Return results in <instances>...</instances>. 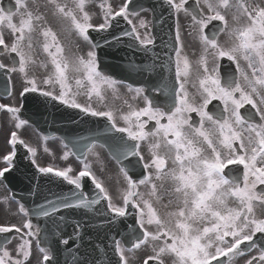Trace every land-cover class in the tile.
<instances>
[{
    "label": "snow or ice",
    "instance_id": "6c2138e0",
    "mask_svg": "<svg viewBox=\"0 0 264 264\" xmlns=\"http://www.w3.org/2000/svg\"><path fill=\"white\" fill-rule=\"evenodd\" d=\"M125 49L141 86L101 67ZM0 57V185L19 174L31 198L0 201L19 218L0 223V264H60L54 241L71 264H264V0H0ZM49 101L102 119L104 140H61L65 164L41 166L25 113Z\"/></svg>",
    "mask_w": 264,
    "mask_h": 264
},
{
    "label": "flooded vegetation",
    "instance_id": "af4514ba",
    "mask_svg": "<svg viewBox=\"0 0 264 264\" xmlns=\"http://www.w3.org/2000/svg\"><path fill=\"white\" fill-rule=\"evenodd\" d=\"M49 149L51 150V152L55 153L56 158L54 159L53 156H51V155H49L47 153L43 154L40 151V149H38V159L40 160L41 164H56L58 166H63L65 164V162L59 160V152L57 151V149L56 148H49ZM69 162L71 163L70 158H69ZM1 197H2V193H0V201H3ZM6 207H7L6 205H4L3 203H0V210L5 209ZM13 210H14V207H13ZM2 218H6L7 220L12 219L13 222H16V220H18V217L17 218H11L7 214L0 215V222L3 221ZM136 258H138V254H137V257L134 258V261H135ZM242 259L243 258L237 257L236 261H240L241 264H242ZM234 264H235V261H234Z\"/></svg>",
    "mask_w": 264,
    "mask_h": 264
},
{
    "label": "rangeland",
    "instance_id": "374dc122",
    "mask_svg": "<svg viewBox=\"0 0 264 264\" xmlns=\"http://www.w3.org/2000/svg\"><path fill=\"white\" fill-rule=\"evenodd\" d=\"M2 135V137H4V135L3 134H0V136ZM56 142V141H55ZM55 142H53V144L55 143ZM53 144H47V146H49V145H53ZM56 145H57V147H59V148H61V146L59 145V143H55ZM42 148H43V145H42ZM100 151V149H95V151H97V152H99ZM101 152V151H100ZM60 155H62V151H61V153H60ZM95 158L94 157H92L91 155H89V160L90 161H93ZM104 162H108L107 160H104ZM94 167H97V166H94Z\"/></svg>",
    "mask_w": 264,
    "mask_h": 264
}]
</instances>
